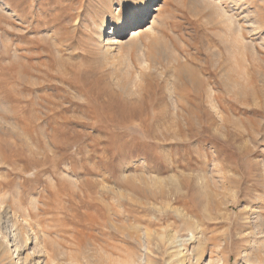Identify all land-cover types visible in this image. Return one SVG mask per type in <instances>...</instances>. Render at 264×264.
Returning <instances> with one entry per match:
<instances>
[{"label":"rangeland","instance_id":"1","mask_svg":"<svg viewBox=\"0 0 264 264\" xmlns=\"http://www.w3.org/2000/svg\"><path fill=\"white\" fill-rule=\"evenodd\" d=\"M130 1L0 0V200L60 264L264 262V0H156L108 53Z\"/></svg>","mask_w":264,"mask_h":264},{"label":"bare ground","instance_id":"2","mask_svg":"<svg viewBox=\"0 0 264 264\" xmlns=\"http://www.w3.org/2000/svg\"><path fill=\"white\" fill-rule=\"evenodd\" d=\"M156 3V0L127 2L122 15L115 21V24L111 28H105V21H103L102 26L97 28L99 30V34H96L98 36L97 41L101 42L100 44L107 48L103 46L105 50H108V53L111 49L113 50V48H119L121 43L123 44V41L119 40L117 36L120 35L122 31H126L125 29L131 27L133 24L143 23V21L147 19L148 12L151 11ZM1 198L2 197H0V199ZM35 212L37 211L35 210ZM259 217L260 216L253 218L252 220L254 227L248 243H250L249 246L252 247V251L257 253L258 250L262 249L264 253V223H262V218ZM42 229V227L41 229L33 228V226L31 227L28 222V214L24 213L22 216H19L9 205L6 206L5 203L0 200V264H60V261L51 259V254L48 251V245L46 243L49 236L46 238L45 231ZM188 234H190L188 241L193 244L191 251L188 252H183L184 240H181L176 234L169 236L168 241L172 249L170 255L173 258L172 263L205 264L202 260L204 258V253L202 254L203 251L199 243L201 240L198 236L195 237L193 233L188 232ZM197 237L199 242L196 240ZM202 245L204 244L202 243ZM246 254L243 253L241 255V261H245ZM218 260L219 259H212L210 257L206 264H221L219 263L221 259L220 261ZM147 262V255L142 251L136 261L129 264H147ZM257 263L264 264L262 260L257 261Z\"/></svg>","mask_w":264,"mask_h":264}]
</instances>
